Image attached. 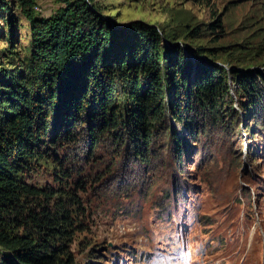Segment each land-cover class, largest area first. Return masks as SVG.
<instances>
[{
  "label": "rangeland",
  "instance_id": "rangeland-1",
  "mask_svg": "<svg viewBox=\"0 0 264 264\" xmlns=\"http://www.w3.org/2000/svg\"><path fill=\"white\" fill-rule=\"evenodd\" d=\"M86 2L114 29L153 27L162 46L176 42L192 60L189 48H208L216 56L203 59L228 74L232 68L264 74V0ZM59 7L34 0L31 12L48 18ZM19 9L16 0H0V76L30 52L29 24ZM216 20L221 28L211 30ZM228 83L220 123L204 115L189 133L166 106L147 162L107 136L91 153L84 140L54 150L70 175L61 176L66 186L50 161L26 174L32 186L74 194L75 205L65 201L76 224L75 264H264V110L249 115L231 78ZM173 133L184 145L180 160Z\"/></svg>",
  "mask_w": 264,
  "mask_h": 264
},
{
  "label": "trees",
  "instance_id": "trees-1",
  "mask_svg": "<svg viewBox=\"0 0 264 264\" xmlns=\"http://www.w3.org/2000/svg\"><path fill=\"white\" fill-rule=\"evenodd\" d=\"M16 1L31 42L20 67L0 76V264H75L70 245L76 224L65 201L75 205L74 194L35 187L25 178L50 161L59 167L56 181L66 186L61 176L70 175L52 156L55 149L84 140L91 153L108 136L147 162L166 106L189 133L204 115L222 122L229 78L249 115L264 110V74L236 68L228 74L203 59L216 56L208 48H189L192 60L176 42L162 46L153 27L114 29L86 0H55L60 7L48 18L31 12L34 0ZM3 8L11 23L10 8ZM209 27L221 25L216 20ZM172 136L180 160L184 145Z\"/></svg>",
  "mask_w": 264,
  "mask_h": 264
}]
</instances>
